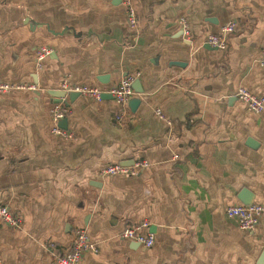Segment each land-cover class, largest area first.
Returning a JSON list of instances; mask_svg holds the SVG:
<instances>
[{
  "label": "crops",
  "instance_id": "crops-1",
  "mask_svg": "<svg viewBox=\"0 0 264 264\" xmlns=\"http://www.w3.org/2000/svg\"><path fill=\"white\" fill-rule=\"evenodd\" d=\"M132 3L137 31L122 0H0V83L36 87L0 96V205L23 218L0 227V264H55L76 229L97 249L81 264H264V215L249 232L226 215L243 191L264 207V112L236 96L264 97V0ZM229 23L227 49L208 45ZM128 76L143 90L134 111L58 97L65 82L108 91ZM62 101L69 140L53 133ZM142 160L137 177L100 175ZM144 223L152 248L123 238Z\"/></svg>",
  "mask_w": 264,
  "mask_h": 264
},
{
  "label": "built area",
  "instance_id": "built-area-1",
  "mask_svg": "<svg viewBox=\"0 0 264 264\" xmlns=\"http://www.w3.org/2000/svg\"><path fill=\"white\" fill-rule=\"evenodd\" d=\"M126 9L128 24L131 30L137 31L139 28L138 18L133 6L132 0H122ZM184 36L186 39L191 38V31L186 20L181 22ZM236 30L234 23H229L222 27L219 34L209 35L207 38V44L218 50H225L228 46V38ZM52 49L48 47L40 48L36 53V60L38 63L50 56ZM259 64L264 68V46L261 51ZM136 80L135 76H128L123 78L117 86L108 90L102 91L94 87L71 85L65 82L63 84V90L66 93H79L82 95H89L95 98L97 101H102L103 94L111 95L117 102L124 108L128 102L133 98L135 92L133 90V84ZM36 87L34 85H15L9 83H0V96L10 94L15 91H34ZM237 98L246 105L249 111L260 114L264 112V97L257 96L246 88H239L236 93ZM70 110L68 106L62 101L59 104L54 105L51 110V119L53 122V133L64 139H72L73 133L63 130L59 127V123L65 119ZM158 115L162 117L158 111ZM124 116L117 117L118 120H122ZM150 163L148 161H136L132 165L114 164L108 165L102 169L100 175L102 177H137L141 172L148 169ZM226 215L237 222L239 228L243 231H254L259 225L263 215L264 207L259 204L252 205H232L226 209ZM23 223L21 215L12 212L7 206L0 205V227L7 226L10 229H19ZM149 224L144 223L140 227L128 228L123 233V238L129 241H133L142 245L145 248H152L155 244V239L151 234H145L142 229L148 228ZM71 247L69 251L55 259V264H81V260L87 253H96L97 249L95 244L90 239L85 229H76L71 241Z\"/></svg>",
  "mask_w": 264,
  "mask_h": 264
},
{
  "label": "water",
  "instance_id": "water-1",
  "mask_svg": "<svg viewBox=\"0 0 264 264\" xmlns=\"http://www.w3.org/2000/svg\"><path fill=\"white\" fill-rule=\"evenodd\" d=\"M101 81H104L101 80ZM141 83H140V80H135L134 84H133V90L136 94H142L143 93V90L141 89ZM81 94L79 93H69L68 97L69 99L72 101L74 99H76L77 97H79ZM111 95L109 94H103L102 95V98H106V97H110ZM59 98H65L67 97V93L65 91H61L60 92V95L58 96ZM112 97V96H111ZM141 101L140 99H137V98H134L132 99L128 106L129 108L134 111L136 110V108L140 105ZM66 124H67V120L66 119H63L60 123H59V127L62 128V129H67L66 128ZM254 195H251L250 193H248L247 191H243L242 192V196H240V202L244 205H252L254 204Z\"/></svg>",
  "mask_w": 264,
  "mask_h": 264
}]
</instances>
